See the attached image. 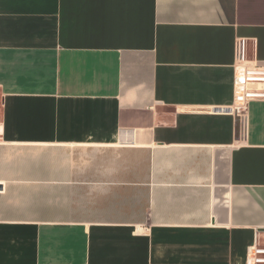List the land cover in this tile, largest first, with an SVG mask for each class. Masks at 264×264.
<instances>
[{
    "label": "crops",
    "instance_id": "0c3cea01",
    "mask_svg": "<svg viewBox=\"0 0 264 264\" xmlns=\"http://www.w3.org/2000/svg\"><path fill=\"white\" fill-rule=\"evenodd\" d=\"M240 41L264 65V0H0V264H246Z\"/></svg>",
    "mask_w": 264,
    "mask_h": 264
},
{
    "label": "built area",
    "instance_id": "2783aa9c",
    "mask_svg": "<svg viewBox=\"0 0 264 264\" xmlns=\"http://www.w3.org/2000/svg\"><path fill=\"white\" fill-rule=\"evenodd\" d=\"M233 105L229 112L238 120V129L245 132L249 103L264 101V65L252 64L245 55V43L239 42L233 74ZM246 264H264V229L255 232L253 244L247 249Z\"/></svg>",
    "mask_w": 264,
    "mask_h": 264
}]
</instances>
